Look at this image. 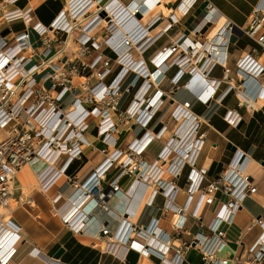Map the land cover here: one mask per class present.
Instances as JSON below:
<instances>
[{"label":"built area","instance_id":"obj_1","mask_svg":"<svg viewBox=\"0 0 264 264\" xmlns=\"http://www.w3.org/2000/svg\"><path fill=\"white\" fill-rule=\"evenodd\" d=\"M0 1L4 6L0 8V22L11 24L21 21L25 25L24 29L15 33L13 41L0 35V65L2 62L3 75L14 72L11 61L14 57L17 58L18 69L14 72L13 78L20 74L16 81H12L11 76L5 80L0 74V128L7 131L6 136L0 139V229L7 233L6 229L9 227L8 229L15 231L17 235L12 246L0 257V264H6L27 242L22 226L10 218L6 219L4 213L13 199L17 173L26 165L36 167L38 188L42 192L49 193L60 182L72 188L67 196L62 189L51 196L56 214L72 233L89 236L95 241L97 238L91 235L88 228L95 222H100L98 236L103 243L100 247L105 253L118 256L114 246L122 244L126 246V252L136 250L147 256H155L160 260V264H184L185 251L193 247L198 249L203 259L210 264H261L264 261V211L251 223V227L259 225L262 228V232L251 243L244 239L243 230L234 221L246 199L257 192V185L250 174L253 158L237 149L228 167L218 178L210 180L207 168H197L206 136L199 132L202 122L190 111L189 101L174 104L171 112V116L179 125L181 119L187 118L188 114H192L194 118L190 122L187 135L192 136L196 148L187 152L189 156L173 147L175 139L182 142L180 132L187 121L180 127L177 126L175 136L168 140L167 146L171 145L173 149L165 154V149L162 148L153 161L149 162L141 158V155L154 140L164 134L168 129L167 125L155 135L156 138L149 137L141 146L138 143L140 140L135 139L127 149L116 148L117 133L121 124L127 125L131 122V126L146 128L165 106L166 98L163 94L156 108L152 103L157 85L162 87L165 79L170 80L172 87L170 92L164 90L167 97L170 94L172 96L175 86L188 76L190 79L185 88L207 103L201 95L192 90L190 84L196 78L195 65L200 60L193 59L198 52L194 42L199 43L202 36L206 39L207 29L215 23L218 15H221L212 1H205L206 16L212 13V20H208L203 29L198 33L195 32L196 28L188 33L186 31L180 33L157 51V56H163L169 64L166 65L167 69L159 84L153 81L144 93L141 91L148 77L157 73L159 66L153 58L148 63L152 71L150 75L130 70L124 72L123 54L121 55L113 45H118V40H124L126 36L115 32L109 35V32L116 31L117 27L112 14L121 17L120 20L126 15L129 16L128 20L135 28L127 38L135 40L132 44L138 47L130 48L132 53L139 57V54L150 51L179 25L181 19L193 10L200 0H189L186 9H181L184 0H180L175 11L168 16L164 29L151 41V36H147L150 27L143 25L144 19L148 17V13L151 15L154 12L156 6L163 3L167 5L166 0H143V6L136 10H132V2L127 4V10L122 0H70L69 6L66 3L51 23L53 28L36 19L32 5L24 8H7L16 5L20 0ZM144 10H147V15ZM160 21H164L162 15L151 23L154 25ZM51 29L54 35L51 34ZM240 29L255 40L258 48L243 52L238 59L236 67L238 83L231 82L230 70L225 71L221 80L210 76L217 65L227 64L230 44L236 35L235 25L227 20L213 42V44L217 42L219 48L216 49L214 60L209 62L210 68L206 73L203 72L208 81L203 82L201 91L207 92L212 86L218 89L223 82L229 81L225 92L217 96L216 89L211 99L222 101L227 94L236 91L239 104L253 109L257 101H264V0H258L249 26ZM31 31H34L41 41L37 49V41L31 35ZM79 32L81 33L78 34ZM192 32L194 40L190 38ZM55 33H62L74 39L64 40L62 51L55 42ZM147 42L150 44L141 51V45ZM73 44H77V52L71 51L70 47ZM68 48L70 54L66 53ZM205 53L213 56L210 50H206ZM35 54H39L40 58L34 60ZM139 63H144V58H141ZM174 69L175 72H172ZM76 77L88 78L84 83L85 90L76 84ZM117 79L119 82L116 85ZM67 93L73 96L70 101L74 107L71 112H77L75 121H71L67 116L69 105L62 101ZM171 100L174 99L171 97ZM138 102L141 104L140 110L145 105L151 112L149 121H144L140 110L134 111V106ZM179 111L183 114H179ZM92 116L100 117L99 124L93 126L106 146L102 150L105 157L96 164L92 159H87L70 173L69 169L74 162L84 158L86 148L94 149L92 141L87 136L93 130ZM224 118L230 125L237 127L243 115L229 110ZM64 126L66 129L62 132L59 128ZM147 133L141 138L142 141L147 138ZM110 148L114 150L109 152ZM187 166L191 168L186 190L187 200L184 205L179 206L178 196L184 189L177 184L176 179ZM165 172L169 174L166 179L163 178ZM127 176L133 177L132 183L126 189L127 195L132 199L124 204L123 215L114 214L112 200L120 195L121 181ZM152 185L143 206L142 214H145V217L141 214L137 221H133L135 218L133 216L136 215V210L147 193L146 190ZM140 191L141 201L134 204L133 198L135 199V196L140 198ZM219 195L227 198L218 200ZM160 197H162L160 207L164 213L174 214L173 231L161 227L159 219L148 216L150 210L158 206ZM90 204L92 208L87 210ZM213 204H216V208L205 225L203 213ZM76 208L80 212L73 218L71 215ZM102 213L114 214V219L119 223L115 231L111 229V221L102 219ZM192 219L200 220L199 229L190 230L189 223ZM207 231L212 232V235ZM185 234L190 236V240H184ZM176 241L180 243L176 245ZM135 243L141 246L137 247ZM232 243L242 246L245 253L236 254L235 249L231 247ZM228 248L231 252L226 258L219 256ZM33 251L42 256L36 247Z\"/></svg>","mask_w":264,"mask_h":264},{"label":"crops","instance_id":"obj_2","mask_svg":"<svg viewBox=\"0 0 264 264\" xmlns=\"http://www.w3.org/2000/svg\"><path fill=\"white\" fill-rule=\"evenodd\" d=\"M68 0H20L13 7L24 8L27 5H32L35 9V17L38 21L45 25H51ZM127 0H122V2ZM206 0H200L197 6L185 17L181 19V23L174 27L172 31L168 33L154 48L145 53V60L149 63L152 55L163 45L168 44L171 39L177 37L180 33L189 32L200 21L202 16L206 12ZM216 6L221 16H225L236 27V35L233 36L232 42L229 48V58L227 64L217 65L210 76L214 79H222L226 70H230L231 82L238 83V76L236 74L237 61L241 57L243 52L252 51L254 48H258L257 43L248 34L244 33L240 28L246 29L254 15V9L258 0H210ZM166 8L170 11H175L180 0H167ZM3 3L0 1V8ZM48 5L54 14L48 20L41 16L40 7ZM11 6H7L10 8ZM163 13V11H162ZM148 22L146 23V21ZM154 19L146 17L144 19L145 26L150 27V31H154L159 28V22L152 25ZM194 23V24H193ZM144 25V24H143ZM193 25V26H192ZM25 25L21 21L13 23L0 22V35L8 37L13 41L15 33L24 29ZM120 35H123L120 32ZM207 35V34H206ZM202 40H205V38ZM39 49V48H38ZM38 51H36L37 53ZM150 57V58H149ZM175 72V69L172 71ZM188 76L180 81L175 87L174 93L166 98L165 106L155 116L152 123L144 128L141 126H131L129 131L117 133L118 145L116 148L127 149L135 139L141 140L146 132L147 135L152 133L153 138L164 127L168 126V129L162 134L160 138L154 140L145 152L141 155V158L153 161L157 158L159 152L168 142V140L175 136V130L179 126V122L174 120L171 116V112L174 109V104L190 102V111L197 115L201 120V127L199 132L204 133L206 141L204 148L198 159L197 168L205 167L208 169V178L210 180L219 177L233 157L237 149L249 154L253 160L250 165V174L252 176L254 184L257 185V192L250 195L242 209L236 215L234 221L238 227L243 230V237L247 242H253L254 239L262 232V228L259 225L251 227L252 221L255 217L264 211V101H257L253 109H248L245 106L239 104V98L236 91H232L225 96L222 101H218L216 98L210 99L209 102L204 103L197 98L191 91L185 88V84L189 81ZM227 82H223L217 89V96L225 92ZM169 86L168 83L166 84ZM154 92V91H153ZM182 92V97H179V93ZM171 97L174 100H171ZM237 111L243 115V119L237 127H233L225 120V114L227 111ZM194 118H192L193 120ZM186 125V123H185ZM183 126V130L185 128ZM190 126H186L188 130ZM182 130V132H183ZM186 135V131L183 132ZM88 138L92 141L94 149L91 147L86 148L85 156L82 160L74 162L69 169L70 173H73L79 168L84 161L92 159L93 162L99 163L104 157L103 149L106 148L101 136L97 132H91ZM4 138V137H3ZM2 139V138H1ZM193 140V139H192ZM196 148V145H194ZM93 149V150H92ZM114 150L110 148L109 152ZM34 167V166H32ZM20 169L16 178V185L14 195L10 207L4 212L6 219L10 218L15 223L22 226L23 232L26 236L27 242L18 250V252L6 263V264H142L143 257L147 258L146 264H160V260L155 256H144L136 250H130L124 253L123 257L114 256L105 253L94 239L86 235H77L72 233L62 221V219L56 214L55 208L51 202V196L62 189L65 191V195H69L72 188L68 185L62 184V182L55 185L49 193H44L38 188L37 182V170L34 167V171L31 176H28ZM191 168L187 166L180 176L176 179L177 184L184 189V192L178 196L177 203L179 206L184 205L187 200V188L189 185V173ZM33 175L35 181L33 182ZM133 177H125L121 181V191H125ZM127 194V193H126ZM135 195V192H134ZM135 200L137 196H135ZM227 197L219 195L218 200H223ZM30 200L31 203L28 201ZM162 197L158 199L156 207L150 210L149 217L159 219V225L168 231H173L174 214L171 212L164 213V210L160 207ZM127 200H124L123 196L119 195L112 200L114 208L113 213L120 215L124 214V204ZM216 204L210 205L203 213V223L206 225L214 210ZM113 213H102L101 217L104 221H111L114 219ZM109 219V220H108ZM200 220L192 219L189 223L191 231L199 229ZM147 227V226H146ZM251 227V228H250ZM208 232V231H207ZM209 233V232H208ZM212 235V232L209 233ZM86 240H91L87 242ZM184 240H190V236L184 235ZM180 241H176L178 245ZM37 248L42 256H38L33 249ZM231 247L235 249L236 254L242 255L245 253V249L237 244H231ZM64 249L61 257L55 258L56 253L61 249ZM230 249L222 251L219 256L226 258L230 254ZM184 264H210L203 259L201 252L193 247L187 249L184 253ZM264 264V261L261 263Z\"/></svg>","mask_w":264,"mask_h":264},{"label":"bare ground","instance_id":"obj_3","mask_svg":"<svg viewBox=\"0 0 264 264\" xmlns=\"http://www.w3.org/2000/svg\"><path fill=\"white\" fill-rule=\"evenodd\" d=\"M142 1L143 0H127L125 2L123 1V4L125 5L126 9L128 10V5L127 4L130 3V2H132L133 5L131 6V8H132V10L133 9L136 10V8H138V7L140 8V7L143 6ZM69 2H70V0H68L66 2L67 3V6H69ZM106 4H107V2H105L104 5H106ZM188 5H189V0H184L181 9H186L188 7ZM10 6H11L10 8H13V5H10ZM138 11H140V10H138ZM144 11H145V15H147V10H144ZM162 11H163V13H162ZM171 12L172 11L168 10L166 8L165 4L163 3L161 5L156 6L155 9H154V12L151 15H149V13H148V18L149 17L150 18L151 17L152 18L155 17L154 19H156V18H160L161 15L164 18V21H160L158 23L160 25L159 28H157L153 32L150 31L149 34H147V36H151L150 37V41L160 31H162L164 29L163 27H164L165 23L167 22V18L171 14ZM112 15H113L114 21L116 23L115 26H117V27H116V31L115 30L110 31L109 32V35H111L113 32H115L116 34H120V32H122L123 35L126 36V38H124V40H122V39L121 40L120 39L118 40V45H113V47H115L116 49H118V51L120 52L121 55L123 54L122 55V57L124 58L123 59V65H125V71L124 72H126L127 70H130V71H134L136 73H139L140 72L139 74L142 73L144 75H148V74L150 75V73H152V71L150 69V65L148 64V62L145 60V57H144L146 52L144 54H139L140 56L139 57H136L132 53V51H131L132 50V48H130L131 46L137 48L138 45L132 44V42L134 43L135 40L134 39L132 40L131 37L130 38H127V37H129V33H133L134 32L133 29L135 28L134 25L131 23V21L128 20V17L129 16L126 15L125 18H123L124 21H123V19H121L122 20V22H121V20H120L121 17L118 18V16H115V14H112ZM135 20L138 21L137 18ZM208 20H212V13L210 15H207V16H206V13H205L202 16V18L200 19V21H198V23H196V25L193 27V28H196L195 32L198 33L201 29H203V26L206 24V22ZM227 20H228L227 17H225V16L221 17V15H218V17L215 19V23L212 24L207 29V38L205 39V41L203 42L202 40L199 39V43H197L196 41L194 42L195 43L194 44V47L198 50V52H197L196 56L193 59L196 60L198 58L200 60L198 61V64L195 65L196 68H197L195 70L196 78L191 82L190 87L192 88V90H194L195 93H197L198 95H201V97H203V99H205L207 102H209V100L212 98V96L214 95V92H215L216 89H215L214 86H212L211 88H209V90L207 92L202 93L201 89H202V85H204L203 82L204 81H208V78L205 77V75L203 74V72L205 71V73H206V71L211 66V64L209 65V62L211 60L212 61L214 60V55H215L216 49L219 48V46H218L219 44L217 42H215L213 44V42L215 41L217 34L219 33V31L222 30V27L224 26V23ZM144 25H145V23H144ZM50 27L53 28V25H51ZM50 32H51L52 35H54V31L52 29H51ZM80 33L81 32H79L78 34H80ZM192 33L193 34L190 35V38L192 40H194V37H193L194 32H192ZM31 35L34 36L35 41H37L38 36L36 34H34V31H31ZM173 39H175V38H173ZM127 40H130V42H128ZM150 41H148V42H150ZM148 42L145 43V45H141V49H140L141 51L144 50L150 44ZM74 45L76 46L77 44H74ZM129 48H130V50H129ZM73 50H74V46H72V48H71V51H73ZM206 50H210L211 53H213V56L205 53ZM157 53L158 52H156L151 57V59H153V58L155 59V62L158 64L159 69H158L157 73H155L154 75L148 77V80L145 83V85H144L141 93H144L148 89L149 84L152 83L153 81L156 82L157 84H159V81L164 76V72H165L166 65L169 64V61L168 60H164L163 56H161V55L157 56ZM39 58H40L39 54H35L34 55V60L39 59ZM141 58H144V63H139V60ZM11 61H13V71L15 72L18 69V66H17V62H18L17 61V58L14 57ZM48 62H50V61H46V63H48ZM2 67H3V64L1 62V65H0V74H2V76H3V78L5 80H8V78H7L8 76H11L12 78L15 76L14 72L11 73V74H8V75H6V73H5L3 75ZM48 68H49V66H48ZM53 72H56L57 73L59 71H53ZM19 75L16 76L15 78H13L12 81H16L18 79ZM80 79L81 80H80L79 84L77 82H76V84L77 85H81L82 88L85 90V84H84L85 83V80H83V77H80ZM118 82H119V79H117L116 85L118 84ZM76 84H75V86H76ZM155 94H156V96H155V98H154V100H153L152 103H153V105L156 108L158 101L161 100V94H163V96H165L166 94H165L164 90L161 89V85H157ZM71 98H73V96H71L70 93H67L66 96L63 98L62 101L65 102V103H68L67 105H69L68 106L69 114L67 116L69 117V119L71 121H75V118L77 117L76 116L77 115V112H74V113L71 112V111L74 110V107L72 106V102L70 101ZM140 105H141L140 102L136 103V105L134 106V109H135L134 111L140 110ZM134 111H132V112H134ZM140 111H141V115L144 118V121L145 122L149 121L150 118H151V116H152V114H151V112L149 110H147V108H145V105L142 107V109ZM139 113H137V115H139ZM178 113L179 114H183L181 111H179ZM92 118H93V120H95L96 124H99V121H100V117L99 116H92ZM185 119L184 118L181 119V123H180L179 127L182 125V123L184 121H187L186 122V125H185V128L183 130V132L186 131V135H183V132L181 131L180 134H181V137H183L182 142H178L177 139H175V142H174L173 147L175 149H177L178 151H180L182 154H186V155L189 156V154H187V152L189 150H193L194 149V145H195V141L192 140V136L187 135V129H186V126L189 125V123L192 121V114H188L187 115V118H185ZM50 125L51 124L49 123L48 126L50 127ZM59 129H61V131L63 132L66 129V126H64V128L61 127ZM6 134H7V131L4 130V129H2V128H0V139L3 138V137H5ZM151 136H152V133L149 134L147 136V138L144 139V141L140 140L138 142V143H140V146L143 145L149 139V137H151ZM177 143H179V144H177ZM166 146H167V143L165 144V146L163 147V149H165L164 153L165 154H168L170 152V150L173 149V147L171 145H168L167 147ZM33 171H34V167H32V165H26L25 167H23V170H22V172L24 174L28 175V176H31L32 173H33ZM168 177H169V174L167 172H165L164 175H163V178L166 179ZM132 187H134V184H133ZM152 187H153V185L150 186V189L148 188V190H146L147 193H146V195H145V197L143 199V202H141L140 205L138 206V208L136 210V215L133 216V217H135L133 221H137L138 218H139V216H141L142 211H143V206L145 204V199L148 197L150 191L152 190ZM126 193H127L126 190L125 191H121L120 192V195L123 196L124 200H127V202H129V201H131L132 198H130V196H128ZM139 195H140V198H137L136 200L133 198V203L134 204L135 203H138L139 201H141L140 199H141L142 191L139 192ZM75 202H77V199H76ZM72 204H73V201H72ZM91 208H92V204H90L87 207V210H90ZM79 212L80 211L76 208V210H74L72 212V215L71 216L73 218H75L78 215ZM134 213L135 212H132V214H134ZM142 217H145V214H142ZM91 222H94V221H91ZM99 224L101 225L100 222H95V224L93 226L91 225L88 228V231L91 232V235H93L95 239L97 238L96 239V242L97 243L101 242V239L98 236V231H99V228H100V225ZM118 226H119L118 221H116V219H112L111 220V229L113 231H115ZM8 228L6 229L7 230V233H5L3 230L1 231V229H0V257L3 255V253L7 249H9L12 246V244H13L16 236H17L16 233H15V231L9 230ZM86 241L87 242H90L91 240L90 241L89 240H86ZM135 246L140 247L141 244L140 245L139 244L136 245V243H135ZM114 247L116 248V254L118 256H120V257H123L124 253L126 252V248H125L126 246H123L122 244H119V245L115 244ZM144 256H147V255L144 254ZM42 257H44V256L42 255ZM143 258L144 259H143L142 264H146L147 263V258L146 257H143Z\"/></svg>","mask_w":264,"mask_h":264},{"label":"rangeland","instance_id":"obj_4","mask_svg":"<svg viewBox=\"0 0 264 264\" xmlns=\"http://www.w3.org/2000/svg\"><path fill=\"white\" fill-rule=\"evenodd\" d=\"M1 7H4L3 5L1 6ZM40 14H41V16L43 17V18H45V19H50L51 17H52V15L54 14V12H53V10L50 8V7H48V5H43V6H41L40 7ZM148 22V20L146 21V23ZM194 24V23H193ZM193 26V25H192ZM203 38H205V36L203 37ZM67 39H74V37H68L67 35H64V34H62V33H55V42L57 43V44H59L58 45V49L59 50H62L63 51V49H64V46H63V41L65 40H67ZM40 40L39 39H37V43H36V49H37V46L40 44ZM73 46H74V52H77L78 51V48H77V45L75 46L74 44H73ZM72 48V46L70 47V49ZM161 48V47H160ZM159 48V49H160ZM158 49V50H159ZM103 50H105V49H103ZM157 50V51H158ZM37 51V50H36ZM72 51V52H73ZM156 51V52H157ZM33 52H35V50L33 51ZM71 53V52H69V48L66 50V53ZM155 52V53H156ZM154 53V54H155ZM153 54V55H154ZM152 55V56H153ZM150 58V57H149ZM87 61V60H86ZM149 61H150V59H149ZM113 64H115L114 62H113ZM166 69H167V67L165 68V71H166ZM88 74V73H87ZM85 76H87V75H85ZM89 76H90V73H89ZM88 78H84L83 77V80H87ZM80 77L79 78H77L76 77V82L78 81V83L80 82ZM168 83V87H167V84ZM161 89H163V90H165V91H167V92H170V90L172 89V87H171V84H170V80L169 79H165V83L162 85V87H161ZM171 95V94H170ZM183 95H182V92L181 93H179V97H182ZM169 97V96H168ZM93 125H96V122H95V120H94V122H93V124H92V126ZM130 128H131V122H130V124L128 123L127 125L126 124H121L120 126H119V131H118V133L121 131L122 133H125L126 131H129L130 130ZM92 132L94 133V132H97V130H96V128L93 126V130H92ZM17 175H19V173H17ZM33 182L35 181V179H34V175H33ZM99 246L101 245V246H103V243L102 242H99V243H97Z\"/></svg>","mask_w":264,"mask_h":264},{"label":"water","instance_id":"obj_5","mask_svg":"<svg viewBox=\"0 0 264 264\" xmlns=\"http://www.w3.org/2000/svg\"><path fill=\"white\" fill-rule=\"evenodd\" d=\"M138 17H139V18L141 17V14H140V13L138 14ZM193 245H194V244H193ZM63 252H64V249L61 248V249L56 253L55 258H59V257H61V255H62Z\"/></svg>","mask_w":264,"mask_h":264}]
</instances>
